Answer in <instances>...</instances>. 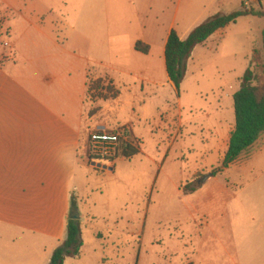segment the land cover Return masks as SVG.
<instances>
[{"label":"crops","instance_id":"1","mask_svg":"<svg viewBox=\"0 0 264 264\" xmlns=\"http://www.w3.org/2000/svg\"><path fill=\"white\" fill-rule=\"evenodd\" d=\"M163 1L167 3L131 0L136 8L134 27L126 32L112 25L109 33L101 24L88 25V14L82 18L73 13L72 0H0V14L7 18L2 25L9 35L0 47V228L44 239L49 244L44 264L66 238L73 196L79 197V221H90L83 218L80 198L87 193L78 181L85 165L81 142L89 73L99 69L117 94L120 85L157 87L152 71H165L164 47L171 29L184 39L209 16L241 7V0H176L166 25L162 14L153 10ZM259 1L264 9V0ZM233 3L238 7L225 12L223 8ZM110 4L114 3L87 0L85 8L92 18H100L110 14ZM219 32L194 48L184 80L211 52ZM102 37L109 44L112 40L110 49L126 52L123 61L111 62L99 41ZM136 41L148 44L149 52L136 51ZM164 81L169 82L166 72ZM182 121L179 117V127ZM228 127L225 150L233 128ZM224 130L221 127L219 135ZM131 131L136 137L133 125ZM231 166L239 171L238 185L220 184L218 192L208 194V215L202 210L207 218L208 264H264V135ZM222 205L224 221L212 224Z\"/></svg>","mask_w":264,"mask_h":264},{"label":"rangeland","instance_id":"2","mask_svg":"<svg viewBox=\"0 0 264 264\" xmlns=\"http://www.w3.org/2000/svg\"><path fill=\"white\" fill-rule=\"evenodd\" d=\"M86 1L72 0L76 6L73 13L82 18L88 14V25L101 24L109 33L112 25L126 32L134 27L131 0H107L114 4L109 5L110 14L100 18L91 17ZM175 3L167 0L153 7L162 14V24L170 23ZM236 7L233 3L223 9L229 12ZM6 19L0 14V27ZM263 25L264 18L246 15L220 30L211 52L183 79L177 95L168 81L163 82L164 69L158 68L152 71L157 87L120 85L116 97L106 93V99L89 91L81 142L85 165L79 169L78 181L87 193L80 198L83 218L90 221H80L82 247L78 256L66 257L64 264H208L207 218L202 212L208 213V194L218 192L220 184L233 188L240 180L233 166L215 178H210L209 172L220 165L228 126L234 125L231 94L241 77L232 79L251 66L253 50L264 62ZM7 39L2 25L0 47ZM99 41L111 62L123 61L126 52L110 49L112 40L111 44L104 37ZM101 73L93 68L89 87L98 77L106 78L102 86L108 84ZM179 117L182 127L177 125ZM223 126L225 130L219 135ZM123 127L130 129L139 152L127 159L119 150L110 161L92 160L89 133L112 134ZM199 179L201 187L183 193ZM78 199L72 197L76 216ZM223 207L212 224L224 221ZM48 249L42 238L0 228V264H44Z\"/></svg>","mask_w":264,"mask_h":264},{"label":"trees","instance_id":"3","mask_svg":"<svg viewBox=\"0 0 264 264\" xmlns=\"http://www.w3.org/2000/svg\"><path fill=\"white\" fill-rule=\"evenodd\" d=\"M256 7L240 9L229 13H216L195 26L184 39H180L174 29H171L164 47L165 72L169 82L172 84L175 94L179 93L180 85L185 77L187 62L192 51L198 45L203 44L212 34L222 30L231 23H235L239 17L252 15L264 18V9L259 0ZM264 36V30L262 37ZM134 49L142 54H147L150 46L141 41H136ZM264 52V44H263ZM251 66L247 67L240 79L239 88L233 93V115L234 125L229 133L228 143L220 162V165L209 172L213 177L227 169L239 157L247 153L253 145L264 135V62L260 61L258 53L253 50ZM90 91H94L97 98L116 96L111 85L102 86L104 80L97 79ZM88 90V91H89ZM89 93V92H88ZM138 148L127 145L120 149L124 158H131L138 153ZM100 160L99 158H92ZM110 161V159H106ZM203 184L202 180L195 181L189 188L183 189L184 194L196 191ZM71 201V210L74 209ZM82 247L81 227L79 218L71 211L66 225V238L53 251L48 264H64L66 257H76ZM187 264H192L191 262Z\"/></svg>","mask_w":264,"mask_h":264},{"label":"built area","instance_id":"4","mask_svg":"<svg viewBox=\"0 0 264 264\" xmlns=\"http://www.w3.org/2000/svg\"><path fill=\"white\" fill-rule=\"evenodd\" d=\"M255 2L256 0H241V5L245 8H249ZM2 23L0 30H2ZM88 138L92 147L91 151L93 157L99 158L100 160H112L116 157L118 151L127 145L136 147L135 140L132 138V134L128 127H123L119 131L112 134H106L104 132H90ZM95 162L92 164L101 166Z\"/></svg>","mask_w":264,"mask_h":264},{"label":"water","instance_id":"5","mask_svg":"<svg viewBox=\"0 0 264 264\" xmlns=\"http://www.w3.org/2000/svg\"><path fill=\"white\" fill-rule=\"evenodd\" d=\"M263 44H264V36H263ZM207 178H209V176L207 175V176H205L204 178H203V180L205 181Z\"/></svg>","mask_w":264,"mask_h":264}]
</instances>
